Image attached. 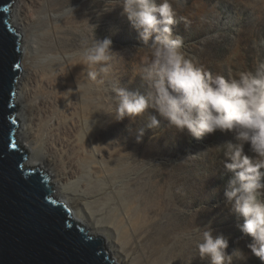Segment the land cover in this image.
I'll list each match as a JSON object with an SVG mask.
<instances>
[{"label":"rangeland","instance_id":"374dc122","mask_svg":"<svg viewBox=\"0 0 264 264\" xmlns=\"http://www.w3.org/2000/svg\"><path fill=\"white\" fill-rule=\"evenodd\" d=\"M74 1L68 0L74 9L83 3L85 13L90 8L95 11L94 38L111 39L112 51L115 52L111 73L96 79V126H102L96 134V150L102 153V159L100 157L98 161L104 163L109 172L118 171L117 175L124 179L129 187V197H132L142 187V162L152 160V168L144 176L146 182L153 180L162 191L164 239L169 245L175 238L176 264H179V260L180 264H210L209 260L199 258L197 250V243L202 239L197 228L203 229L209 224L214 236L222 234L228 239L227 254L231 255L236 249L245 254V258L234 257L232 264H262L247 248L252 242L251 238L243 235L237 227L243 223V218L225 206L224 188L230 174L224 175L225 157L218 146L229 140L236 142L235 134L217 131L196 140L186 132L169 127L155 109H149V114L161 121V129L155 130L160 133L157 138L149 139L153 130L146 126L147 114L137 118L132 124L133 131L129 133L127 126L131 123L130 119L126 117L118 122L112 113L114 106L110 89L117 84L146 94L147 87L143 85L142 75L149 50L127 16L122 15L123 8L118 6L120 0ZM14 3L15 0L12 8ZM170 3L176 19L172 27L173 36L182 38L186 55L206 71L231 79L241 72L254 71L257 64L264 61V0H170ZM86 23L89 25L88 21ZM22 76L21 68L19 77ZM66 89L64 86L59 95L56 117L76 137L82 134L75 119L76 99ZM93 120L87 118L88 122ZM85 123L86 120H83ZM85 125L88 126V123ZM140 128L145 129V136L143 143L137 144L136 132ZM18 142L29 158V148ZM44 143V148L49 149L50 142L46 139ZM245 153L253 155L248 144H245ZM41 170L47 174L45 169ZM187 247L191 249L190 258H186Z\"/></svg>","mask_w":264,"mask_h":264},{"label":"bare ground","instance_id":"6f19581e","mask_svg":"<svg viewBox=\"0 0 264 264\" xmlns=\"http://www.w3.org/2000/svg\"><path fill=\"white\" fill-rule=\"evenodd\" d=\"M14 4L10 18L21 34L23 53V76L16 83V136L31 152L26 164L46 170L48 185H54H50L53 198L69 206L89 235L103 240L115 264H176L175 238L169 245L164 239L162 191L144 176L152 160L141 161L142 187L132 197L118 171L109 172L98 161L102 153L96 150V134L102 126H96V80L88 78L91 69L80 56L92 41L89 26L96 25L95 11L90 8L85 13L81 3L72 15L68 0H15ZM64 86L76 99L74 116L82 133L76 137L56 117ZM87 118L94 119L89 121L90 131ZM46 139L49 149L44 148ZM190 254L187 247L186 258Z\"/></svg>","mask_w":264,"mask_h":264},{"label":"clouds","instance_id":"9594fccd","mask_svg":"<svg viewBox=\"0 0 264 264\" xmlns=\"http://www.w3.org/2000/svg\"><path fill=\"white\" fill-rule=\"evenodd\" d=\"M118 6L149 52L142 75L146 94L111 86L116 121L129 118L127 131L131 133L137 118L147 114L146 126L153 130L149 139H155L160 135L155 130L162 127L161 121L149 114V109H155L169 127L196 140L217 131L234 133L236 142L229 140L218 146L225 157L224 175L230 174L224 188L225 206L243 218L237 227L251 238L247 248L264 264V61L254 71L231 79L213 75L186 55L181 37L173 36L176 19L170 0H120ZM68 10L73 15L75 9L69 6ZM89 27L93 38L80 56L91 69L88 78L96 80L111 73L115 52L111 39H95V26ZM88 127L90 131L89 122ZM144 136V128L137 130L136 143H143ZM245 144L250 145L253 155L245 153ZM197 230L202 236L197 243L201 260L232 264L234 257L245 258L240 249L227 254L228 239L222 234L214 236L210 224Z\"/></svg>","mask_w":264,"mask_h":264},{"label":"water","instance_id":"95a60500","mask_svg":"<svg viewBox=\"0 0 264 264\" xmlns=\"http://www.w3.org/2000/svg\"><path fill=\"white\" fill-rule=\"evenodd\" d=\"M13 2L0 0V264H115L103 240L53 198L46 174L26 164L16 136L22 49Z\"/></svg>","mask_w":264,"mask_h":264}]
</instances>
